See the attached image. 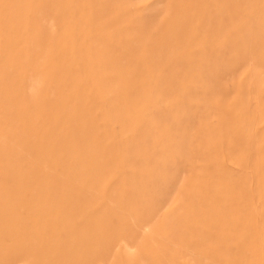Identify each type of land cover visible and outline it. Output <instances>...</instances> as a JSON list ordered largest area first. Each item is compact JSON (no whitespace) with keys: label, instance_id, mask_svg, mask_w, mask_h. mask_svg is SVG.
I'll return each mask as SVG.
<instances>
[{"label":"rangeland","instance_id":"rangeland-1","mask_svg":"<svg viewBox=\"0 0 264 264\" xmlns=\"http://www.w3.org/2000/svg\"><path fill=\"white\" fill-rule=\"evenodd\" d=\"M0 264H264V0H0Z\"/></svg>","mask_w":264,"mask_h":264}]
</instances>
